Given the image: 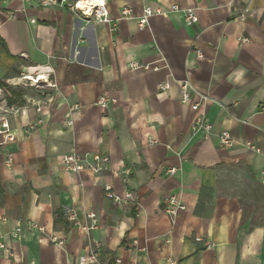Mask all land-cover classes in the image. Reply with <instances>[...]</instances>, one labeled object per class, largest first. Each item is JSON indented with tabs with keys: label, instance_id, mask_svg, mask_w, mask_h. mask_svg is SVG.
Instances as JSON below:
<instances>
[{
	"label": "crops",
	"instance_id": "0c3cea01",
	"mask_svg": "<svg viewBox=\"0 0 264 264\" xmlns=\"http://www.w3.org/2000/svg\"><path fill=\"white\" fill-rule=\"evenodd\" d=\"M106 2L114 29L38 0H0V80L7 86H0V108L24 106L8 115L15 139L0 133V217H6L0 238L14 252L10 259L0 254V264H78L94 241L102 245V262L264 264V0ZM173 4L195 8L197 21L186 25ZM126 6L135 15L144 6L163 13L140 29L137 18H119ZM246 7L253 11L239 19ZM131 62L160 68L131 69ZM22 73H41L56 86L10 82ZM183 81L207 96L196 110L181 101ZM160 82L169 87L158 89ZM42 92L52 102L43 122L26 133L39 115L30 102ZM102 93L115 99L106 109L94 104ZM197 115L212 123L210 138L191 133ZM221 129L262 152L240 143L219 147ZM8 151L10 167L3 164ZM91 151L110 158L108 171L64 168V154ZM106 185L118 195L130 191L133 200L114 202ZM168 194L185 204L174 218L163 209ZM89 212L96 227L89 228ZM30 221L44 231L28 227ZM52 231L65 237L63 248L49 240Z\"/></svg>",
	"mask_w": 264,
	"mask_h": 264
},
{
	"label": "built area",
	"instance_id": "2783aa9c",
	"mask_svg": "<svg viewBox=\"0 0 264 264\" xmlns=\"http://www.w3.org/2000/svg\"><path fill=\"white\" fill-rule=\"evenodd\" d=\"M38 3L41 7H49V6H59L62 8L69 9L73 12H78L80 15L91 18L96 22H103V23H112V28H115V20L111 19L107 10V2L106 0H38ZM172 11L181 10L183 13V20L186 25L190 26L193 25L197 21V14L195 8L193 7H186L181 8L177 4L171 5ZM253 9L250 7H246L242 11L238 13L239 19H245L246 16L251 13ZM155 13H163L161 10L153 11L150 6H144L142 12L139 15H135L133 10L130 7H123L120 11L119 18H137V26L138 28L142 29L148 27L149 17ZM238 40L240 42H244L247 40L245 36H239ZM197 58H202L201 51L197 50L196 52ZM128 67L131 69H144V70H158L160 66L155 63L150 62H131L128 64ZM11 83H28L30 85H35L37 87L48 89L53 88L56 86V83L51 81L49 77H45V75L41 73H36L35 75L31 76L28 74H20L19 77L11 79ZM169 87L167 82H160L157 85V88L160 90H166ZM181 101L184 103H190L191 109H198L201 103L207 99L206 95L198 94L195 91L191 90L190 86L187 82L183 81L181 83ZM193 92V94H192ZM41 97L32 100L30 103L34 106L35 110L39 113L33 120L29 121L25 127L24 131L26 133H30L34 130L38 125L43 122V109L45 106H50L52 102L51 96L46 93L42 92ZM115 99L109 97L108 95L102 93L99 94L94 104L106 109ZM79 107L78 104L72 105L70 107V111H73ZM1 115H0V133L4 135L5 141H13L15 139V130L11 127L8 119V115H16L23 111L24 106H20L17 104H7L4 107H1ZM67 124L71 123V120H66ZM190 130L193 135H198L202 139H208L211 137L213 133V125L212 123L207 120L202 115H197L193 118L190 124ZM217 144L219 147L222 148H232L237 144H242L246 148L255 151L257 153L262 152L261 148H259L255 143L251 141H241L238 142L231 133L226 129H221L216 133ZM155 140H150L149 143L153 144ZM63 166L66 170L72 172H78L84 168H91L93 171L97 173H102L104 171L109 170V163L110 158L98 152H86L83 154H79L76 152H71L64 154L62 157ZM13 163V154L12 152L8 151L5 154L3 164L7 167H10ZM175 167H170L167 172L168 174H173L175 172ZM130 172V168L126 167L123 168L122 173L126 176ZM264 172V170H263ZM105 194L107 197L111 198L116 203H125L127 201L133 200V195L130 191H126L123 195H118L114 193L109 185L104 187ZM164 202V211L171 217L174 218L176 215L185 209V204L176 194H168L163 199ZM88 216L93 219V225L89 228L96 227V220H95V213L89 212ZM70 219H74L72 215ZM6 222V217H0V226L1 224ZM28 227L36 228L39 231H44V227L41 224H38L34 221L28 222ZM21 230L20 227L15 228L10 234L13 237H17L19 231ZM49 240L60 246H65V237L57 235L56 232L52 231L48 235ZM196 241H202L205 247H209L213 245L209 239H203L200 236L195 237ZM101 243L98 241H94L88 246V251L86 253L78 255L76 258V262L78 264H121V259L118 257H114L110 259L108 262H102L99 258V252L101 250ZM0 254L5 258H12L14 256V252L12 248L7 245L1 238H0ZM170 264H174L175 261H169ZM30 264H34L31 261ZM129 264H144L139 261H130Z\"/></svg>",
	"mask_w": 264,
	"mask_h": 264
},
{
	"label": "trees",
	"instance_id": "16d2710c",
	"mask_svg": "<svg viewBox=\"0 0 264 264\" xmlns=\"http://www.w3.org/2000/svg\"><path fill=\"white\" fill-rule=\"evenodd\" d=\"M0 45L3 47L4 46V43H3V41H2V39L0 38ZM0 86H2V87H4V88H6L7 86H6V84L3 82V81H1L0 80ZM7 90L9 91V93L13 96V95H16V96H18V97H20V93H19V91H17V90H14V89H8L7 88ZM10 103V102H9ZM55 221H56V218H55Z\"/></svg>",
	"mask_w": 264,
	"mask_h": 264
}]
</instances>
